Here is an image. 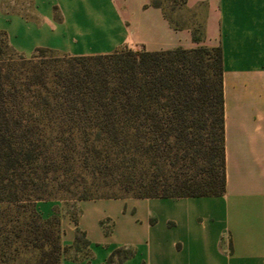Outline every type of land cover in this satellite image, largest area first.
Instances as JSON below:
<instances>
[{
	"label": "trees",
	"instance_id": "16d2710c",
	"mask_svg": "<svg viewBox=\"0 0 264 264\" xmlns=\"http://www.w3.org/2000/svg\"><path fill=\"white\" fill-rule=\"evenodd\" d=\"M148 5L166 14L161 0ZM205 36V26L192 29L194 41ZM72 184L79 199L99 188L124 193L108 197L223 194L221 44L88 55L37 47L27 57L0 31V264L22 253L61 264L58 216L43 219L32 203ZM87 243L77 229L74 246Z\"/></svg>",
	"mask_w": 264,
	"mask_h": 264
},
{
	"label": "crops",
	"instance_id": "0c3cea01",
	"mask_svg": "<svg viewBox=\"0 0 264 264\" xmlns=\"http://www.w3.org/2000/svg\"><path fill=\"white\" fill-rule=\"evenodd\" d=\"M149 2L0 0V31L27 57L37 47L88 55L221 44L225 192L52 199L36 208L58 216L61 264H264V0H208L200 42ZM77 229L88 240L79 247Z\"/></svg>",
	"mask_w": 264,
	"mask_h": 264
},
{
	"label": "rangeland",
	"instance_id": "374dc122",
	"mask_svg": "<svg viewBox=\"0 0 264 264\" xmlns=\"http://www.w3.org/2000/svg\"><path fill=\"white\" fill-rule=\"evenodd\" d=\"M161 1L164 8L166 9L167 16L170 19H172L174 23H177L179 25H189L192 29L204 28L205 21L209 12L208 0L200 1L193 8H187L186 6L181 5L180 1H178L177 3L172 2V0H161ZM64 167H67V164H64ZM79 172H80V167L76 165L73 172L69 171L68 173L72 177V175L78 174ZM56 174H59L60 178H64L63 174H65V172L64 170H58L56 171ZM48 188L51 189V185H49ZM70 189L64 187L59 188V186L55 185V188H53L51 193L43 194L42 198L36 199L32 204L36 208V204L38 201H47L52 199L64 200L67 203H74V201L79 199L81 195L82 186L77 187L74 184H72ZM72 189L74 190L72 191ZM90 193L91 196L93 197H108V196H116V195L124 194L121 190L111 189V188H99L97 190H92ZM38 213L41 215L43 219L48 218V217H44L39 211ZM109 221L110 220L107 219L102 221V225L104 226L105 229L109 227L110 225ZM35 257L36 256H32V255L30 256L29 254L22 253L15 261L4 264H33L35 261Z\"/></svg>",
	"mask_w": 264,
	"mask_h": 264
}]
</instances>
